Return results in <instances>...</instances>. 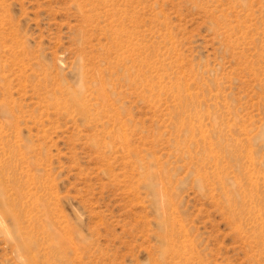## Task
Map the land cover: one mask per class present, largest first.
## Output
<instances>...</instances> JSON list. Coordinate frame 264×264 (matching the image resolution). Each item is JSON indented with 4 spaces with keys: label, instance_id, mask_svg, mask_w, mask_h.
Listing matches in <instances>:
<instances>
[{
    "label": "rangeland",
    "instance_id": "rangeland-1",
    "mask_svg": "<svg viewBox=\"0 0 264 264\" xmlns=\"http://www.w3.org/2000/svg\"><path fill=\"white\" fill-rule=\"evenodd\" d=\"M0 264H264V0H0Z\"/></svg>",
    "mask_w": 264,
    "mask_h": 264
},
{
    "label": "bare ground",
    "instance_id": "bare-ground-1",
    "mask_svg": "<svg viewBox=\"0 0 264 264\" xmlns=\"http://www.w3.org/2000/svg\"><path fill=\"white\" fill-rule=\"evenodd\" d=\"M68 93L72 97V100L79 101V96H80L81 92H78L75 89H71V90H69ZM101 93H102V91H101ZM228 204H231V199L230 198H228Z\"/></svg>",
    "mask_w": 264,
    "mask_h": 264
}]
</instances>
